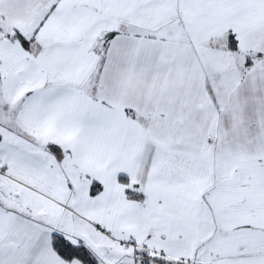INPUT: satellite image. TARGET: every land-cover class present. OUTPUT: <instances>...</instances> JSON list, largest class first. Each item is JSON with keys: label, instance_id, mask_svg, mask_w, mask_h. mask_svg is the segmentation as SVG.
Returning a JSON list of instances; mask_svg holds the SVG:
<instances>
[{"label": "snow or ice", "instance_id": "6c2138e0", "mask_svg": "<svg viewBox=\"0 0 264 264\" xmlns=\"http://www.w3.org/2000/svg\"><path fill=\"white\" fill-rule=\"evenodd\" d=\"M0 264H264V0H0Z\"/></svg>", "mask_w": 264, "mask_h": 264}]
</instances>
